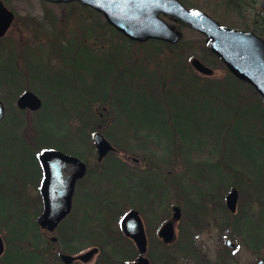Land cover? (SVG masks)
<instances>
[{
  "label": "rangeland",
  "instance_id": "obj_1",
  "mask_svg": "<svg viewBox=\"0 0 264 264\" xmlns=\"http://www.w3.org/2000/svg\"><path fill=\"white\" fill-rule=\"evenodd\" d=\"M2 1L14 12V20L0 37V58L13 54L22 70L27 60L32 61L34 73H39L46 82L49 80L52 87L46 83L47 90L40 82L26 85V89L36 92L45 103L41 123L52 125L56 133L49 144L61 146L72 154L82 152L87 163L84 180L75 187L73 209L54 232L42 228L37 221L44 209L39 191L40 175L33 182L18 181L20 188L15 193V202L5 197L9 212H15L17 205H22L26 216L37 222L44 237L40 240L42 245L37 243L44 263L63 264L59 254L68 250H62V242L73 240L72 233L80 227L75 219L82 215L83 209L88 211V216H94L97 207L102 206L99 212L107 225L104 227L106 221H103L101 226H86L82 233L96 236L95 240L105 237L111 240L110 247L90 244L77 256L94 249L95 245L101 248L88 260L81 258L74 264L136 261L140 253L137 244L126 236L120 225L131 208L141 212L150 264H260L264 260V243L255 249L247 241L252 230L256 233L264 228V100L252 84L236 77L209 49L207 35L180 19L162 14L180 31L179 39L176 42L150 41L151 38L136 41L111 25L103 12L79 1ZM180 1L188 8L204 10L223 26L253 30L243 26L257 16L256 10L245 1ZM239 14L245 17H238ZM195 57L212 68L213 73L198 71L192 64ZM84 67L89 68L84 71V79L79 80V71ZM144 76L150 79H142ZM109 86L115 88L116 96L125 105L154 92L160 101L153 105L161 107L172 96L176 106L189 111L184 117L185 136L163 137V131L158 128L161 118L156 116V125L150 127L155 136L146 137L143 130L129 129L126 107L115 110L108 100L88 102L90 105L84 113L86 125H82L75 113L68 120L63 117L66 111L83 108L92 95L99 90L105 92ZM146 86L152 90L150 94L146 93ZM168 91L170 95L166 94ZM82 97L84 101L80 100ZM0 99L6 106L3 121H8L1 127L0 137L4 139L10 129L14 130L8 120L13 116L22 119L24 136L29 144H34L36 111L26 109L21 113L16 98L13 100L4 90L0 91ZM61 102L67 104L65 111L60 109ZM77 128L87 138L83 145L77 140L74 144L63 139L66 133L75 134ZM95 132L104 134L115 146L101 162L97 159ZM183 149L191 151V157H183L186 152ZM41 150L31 147L35 153ZM112 160H119L123 168V171L118 169V177L126 173L129 177L119 184L114 178L93 180L100 178L104 164ZM12 166L15 162L7 165ZM136 179L137 192L148 200H136L128 195L129 186ZM233 188L238 190L236 211H231L226 203V196ZM19 196L23 199L18 200ZM117 198L121 202L111 207ZM77 201L81 202L79 212ZM175 205L181 210L179 220L172 218ZM168 221L173 222L174 236L167 243L159 230ZM0 233L4 238L8 234L6 229ZM26 242L27 249L34 248L33 234ZM112 248L132 256L118 259Z\"/></svg>",
  "mask_w": 264,
  "mask_h": 264
},
{
  "label": "water",
  "instance_id": "obj_2",
  "mask_svg": "<svg viewBox=\"0 0 264 264\" xmlns=\"http://www.w3.org/2000/svg\"><path fill=\"white\" fill-rule=\"evenodd\" d=\"M71 1V0H50ZM104 13L107 21L123 32L127 37L145 41L157 38L170 42L179 39L180 31L170 25L160 14L166 13L180 19L193 28L206 34L209 38L208 47L226 64L238 78L252 84L264 100V38L253 30L232 28L221 25L204 10L189 9L180 0H80ZM264 8V0H262ZM14 20V12L0 0V37L9 29ZM194 67L204 73L212 74L213 69L205 65L199 58L192 60ZM17 106L21 109L37 110L42 98L33 90H25L17 98ZM6 114V106L0 99V122ZM97 148L98 160L101 161L109 151L115 150L114 145L104 136L96 132L93 136ZM43 167L44 179L41 186L44 209L37 221L44 229L54 231L58 223L67 215L72 206V196L76 181L85 175L86 163L78 156L57 148H46L39 154ZM238 190L233 188L226 196V203L231 211H236ZM181 217L178 205L174 206L173 219ZM124 233L130 236L143 254L147 250V237L143 221L137 210L128 212L121 221ZM165 242L174 236L172 221L166 222L159 231ZM231 246L232 241H228ZM4 250L3 238L0 234V254ZM96 248L80 255L88 260ZM66 262L73 259L70 254H63ZM138 264H150L149 260L140 256ZM264 264V260L259 262Z\"/></svg>",
  "mask_w": 264,
  "mask_h": 264
},
{
  "label": "trees",
  "instance_id": "obj_3",
  "mask_svg": "<svg viewBox=\"0 0 264 264\" xmlns=\"http://www.w3.org/2000/svg\"><path fill=\"white\" fill-rule=\"evenodd\" d=\"M246 14L249 15L248 13ZM238 17H245V16L239 14ZM251 18L252 21L249 24L243 26L249 29L252 28L258 34L264 37V18L257 16ZM94 59L97 58L95 57ZM26 65L27 66L25 70L20 69L13 58V54L2 56V59L0 58V91L4 90L8 95H10V97L13 100L15 98L17 99V97L19 96V92L21 91L22 88H23L22 91L26 89L27 83H32V82L43 83V86L45 87L46 90L48 89V84L50 85V88L52 87L51 83H49V80L46 82L39 73H34L32 69L34 68V64L32 61L29 62V60H27ZM83 66L84 65H82V67ZM108 66L109 65H107L106 67ZM88 68L89 67H84L83 70L79 71V80L84 79L85 77L84 71L85 69L88 70ZM107 70L109 71L110 68L108 67ZM114 77L117 78V76ZM111 78H113V76L110 77L109 79ZM145 78L146 76H144V78L142 79ZM145 89H146V93L152 91L150 89L149 91L148 87ZM106 91L105 92L100 90L97 91L95 95H92L91 98L84 103L85 105L83 108L75 109L74 111H66L64 112L63 117H65V119L67 118L68 120L69 116L72 113H75L81 119L82 125H86V123L84 122V113L87 112V107H89L88 102L91 100L93 101L108 100L111 101L115 110L119 111L120 109L126 107L127 112L125 113L126 116L125 118L127 120L129 129L132 128L136 131L143 130L142 133H144L146 137L155 136L154 133L150 130V127L151 125H156V119H155L156 116H159L161 118L160 122H158V128L161 131H163L162 134L163 137L165 136L167 138H170L172 136L177 135L179 138H183L185 136V128H183V124H185L184 117L188 115L189 111L184 107L183 109H180V107L176 106L177 101L173 99L172 96L166 99L165 101L166 103L161 107L153 105L154 103L160 101V97L153 95L154 92H152L151 96L150 95L146 96L145 94L143 96H140L141 99L138 98L136 99V101H132L130 105L129 103L128 105L127 104L125 105L122 104L121 101H119L122 98L120 96H116L117 91L115 90L114 87L109 86ZM48 92H50V89L48 90ZM167 93L168 95H170L169 91L166 92V94ZM182 93L183 95H186L184 91ZM181 99H183V97H181ZM80 100L84 101V97H82ZM66 106L67 104L61 102L60 109L65 111V109L67 108ZM44 107H45V103L43 102V106L35 112V116L33 118V129L35 132V137L33 139L34 144H29L28 140L24 136L21 127L22 119L13 116H10L8 120H11V126L14 128V130L12 131L10 129L9 133L4 139L0 137V167H1L0 168V230L6 229V231L8 232V234L5 235V240L8 242V243L6 242L7 247L5 250V254H3L0 258V262H2L3 264H37L38 262L42 263V260L40 261L41 258L39 256L38 250L40 248L39 245H42L40 240L44 237L42 236L37 226V222L34 219H30L29 217L26 216L25 214L26 209L22 205L18 204L17 205L18 210H16L15 212H9V209L7 208V204L5 201V197L7 196L9 201L12 202L13 200L15 202L16 201L14 199L16 197L15 193L20 188L18 186V181H24V180L30 181L31 178H36L40 173L41 170L37 158V152L35 153L31 151L32 146L38 148V150L48 146L56 147L61 150H64L61 146H53L49 144L51 142V137L55 136L56 133L53 132L54 127L52 125H49L48 123H41V114ZM24 111L25 110H21V113H24ZM2 123L0 124V129L2 126L7 125L8 121L5 122L3 121ZM69 124L71 123L69 122ZM167 126L169 129L167 128ZM68 129L70 130V128ZM85 138L86 137L84 136V133L78 130V128L75 134L66 133L63 137L64 140H70L74 144H75L74 141L77 140L81 145H83L86 142L87 138L86 139ZM155 140L158 139L156 138ZM60 145L63 144L60 143ZM183 150L186 151L185 153H183V157H191V153H192L191 151H187L185 149ZM69 153H73V152H69ZM79 156L83 157L82 152L81 155ZM11 162H15V166L8 168L7 165ZM119 168H121L123 171V168L119 160L116 161L112 160L107 164L105 163L102 170L103 174L102 173L100 174L99 179H93V180H101V177H107L109 179L114 178L116 184H119L124 179L126 180V178L128 177V173L122 174L121 177H118L119 175H117V173L119 172L118 171ZM12 191H14V193ZM19 199H23V198L19 196L18 200ZM138 199L141 200L144 198L139 194ZM97 200L100 201V198L98 197ZM111 200L112 199H110L109 202H111ZM119 202L121 201L119 198H117L114 201V205H112L111 207L113 206L117 207L118 206L117 204ZM108 206H110L109 203ZM97 208L98 209L96 210L94 216L92 215L88 216V211H86L85 209L82 210V215L75 219L76 223L80 224V227L76 229L77 232L72 233V238L73 237L75 238L73 240H69V242H62V246L64 248H67L69 251H76L83 247L85 248L90 244L93 245L100 244L105 246L108 245L110 247L111 240L105 237L95 240L94 237L96 236H88L82 233L84 231L83 229H86V226L87 227H90V225L101 226L100 222L103 223V221H106L104 215H102L99 212V210L103 207L101 206ZM16 214H18V217H16ZM70 223L74 224L75 222H70ZM64 225L62 226L61 231H63ZM106 225H107V221L104 227ZM30 234H33L34 248L28 247L27 249L26 241L30 236ZM38 242L39 245L37 244ZM99 242H102V244ZM261 242L264 243V228H262V232L256 231L255 233L254 230H252L251 235L247 241L249 246L255 248V246L259 245V243ZM112 253L114 254V256H116V258L123 259L119 257L121 256V254H124L126 252L116 248L114 249L112 248ZM127 255L131 256V254H127ZM166 264H170V263L166 262Z\"/></svg>",
  "mask_w": 264,
  "mask_h": 264
},
{
  "label": "flooded vegetation",
  "instance_id": "obj_4",
  "mask_svg": "<svg viewBox=\"0 0 264 264\" xmlns=\"http://www.w3.org/2000/svg\"><path fill=\"white\" fill-rule=\"evenodd\" d=\"M241 1H245V2H247V4H250L249 6H251L253 9H255L256 10V15L258 16L259 15V17H261V18H264V8L262 7V0H241ZM253 2V3H252ZM238 13H241V12H238ZM150 41H160L159 39H149ZM147 84H149L148 83V81H146V85ZM96 151H97V149H96ZM107 157V156H106ZM37 158H38V162H39V166H40V169H42V171H40V173L38 174V176L36 177V178H39V175H40V180H39V184H40V186H39V191H40V194H41V198H42V203H43V205H44V202H43V195H42V192H41V186H42V182H43V179H44V172H43V167H42V164H41V162H40V159H39V156H37ZM99 162H101V161H99ZM87 164V163H86ZM86 173H87V171H86ZM86 175V174H85ZM84 175V176H85ZM84 176H82L81 178H79L77 181H76V184H75V187L78 185V182H79V184L81 183V182H83V178H84ZM129 177V176H128ZM141 178V177H140ZM33 179H35V178H31L30 179V182H33ZM137 185H138V179H136L134 182H133V184L131 185V186H129V187H131V188H129V190L131 191L130 192V194H128L129 196H132V197H134L136 200H139L138 199V197H139V194L143 197V198H145V195H143L141 192H137V190H136V188H137ZM150 189H151V187H149ZM74 191H75V189H74ZM73 196H74V193H73ZM73 196H72V206H71V209H70V211L73 209ZM83 198L81 197V199L80 200H78V201H81ZM111 199H112V197H111ZM145 199H147V198H145ZM148 200V199H147ZM77 201V205H76V208H77V211L79 212V211H81L80 210V207H81V205H78V204H80L81 202H78ZM150 201V200H149ZM99 202V201H98ZM153 202V201H152ZM131 210H138V209H132L131 208ZM130 210V211H131ZM69 211V212H70ZM129 211V212H130ZM138 212H139V215H140V217H141V219H142V221H143V218H142V216H141V212L138 210ZM128 213V212H127ZM126 213V214H127ZM81 214H82V212H81ZM125 214V215H126ZM124 215V216H125ZM67 216V215H66ZM65 216V217H66ZM123 216V217H124ZM64 217V218H65ZM62 219L61 221H60V223L58 224V226L56 227V229L54 230V231H56V230H58V228H59V226H61L62 225V222L65 220V219ZM172 218H173V215H172ZM123 219V218H122ZM179 220V219H178ZM122 221V220H121ZM120 225H121V222H120ZM143 225H144V230H145V224H144V221H143ZM121 228H122V226H121ZM54 231H52V232H54ZM160 231V230H159ZM146 233V232H145ZM127 236V235H126ZM57 238V237H56ZM163 238V237H162ZM58 239V238H57ZM51 240H54L53 238H51ZM134 241V240H133ZM3 242H4V251L0 254V258H1V256L3 255V254H5V248H6V240H5V238L3 239ZM96 247V249L99 251V249L101 248V246H97V245H95ZM138 248V247H137ZM63 249H65L66 251L68 250L67 248H64V247H62V250ZM87 249V248H86ZM148 246H147V250L143 253V254H140L139 253V256H138V258L140 257V256H143V257H145V258H147L146 257V254L148 253ZM82 250H84V247L83 248H81V249H78V250H76V251H67L66 253H62V252H60V254H59V258L61 259V261L63 262V264H74L76 261H78V260H80L81 259V257L80 256H77L78 254L77 253H79L80 251H82ZM139 251V250H138ZM63 254H71L72 256H73V259L71 260V262H66L65 260H64V258H63ZM39 256H40V261L42 260V263L41 262H38L37 264H45L44 263V261H45V259L43 258V257H41V255L39 254ZM132 256V255H131ZM130 256V257H131ZM138 258H137V260L136 261H131L129 264H138L137 263V261H138ZM148 260H149V263H150V258L148 257L147 258Z\"/></svg>",
  "mask_w": 264,
  "mask_h": 264
},
{
  "label": "bare ground",
  "instance_id": "obj_5",
  "mask_svg": "<svg viewBox=\"0 0 264 264\" xmlns=\"http://www.w3.org/2000/svg\"><path fill=\"white\" fill-rule=\"evenodd\" d=\"M148 76H146V78L145 79H150L149 77L147 78ZM128 257V255L126 254V253H124V254H121V256L119 257V258H123V259H125V258H127Z\"/></svg>",
  "mask_w": 264,
  "mask_h": 264
}]
</instances>
